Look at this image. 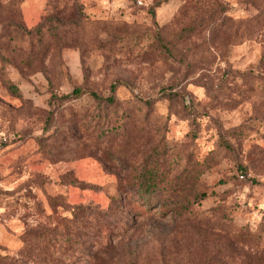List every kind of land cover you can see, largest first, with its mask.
Returning a JSON list of instances; mask_svg holds the SVG:
<instances>
[{
  "label": "rangeland",
  "instance_id": "obj_1",
  "mask_svg": "<svg viewBox=\"0 0 264 264\" xmlns=\"http://www.w3.org/2000/svg\"><path fill=\"white\" fill-rule=\"evenodd\" d=\"M0 264H264V0H0Z\"/></svg>",
  "mask_w": 264,
  "mask_h": 264
},
{
  "label": "trees",
  "instance_id": "obj_2",
  "mask_svg": "<svg viewBox=\"0 0 264 264\" xmlns=\"http://www.w3.org/2000/svg\"><path fill=\"white\" fill-rule=\"evenodd\" d=\"M78 92H79L78 89L75 90V91H73V93L71 94V96L74 95V94H78ZM113 100H114V99L111 97V101H113ZM45 231L47 232L48 229H46Z\"/></svg>",
  "mask_w": 264,
  "mask_h": 264
}]
</instances>
